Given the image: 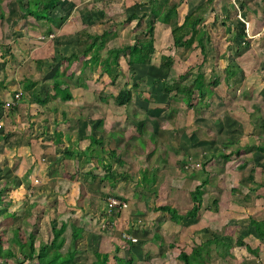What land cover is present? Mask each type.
<instances>
[{"label": "crops", "instance_id": "obj_1", "mask_svg": "<svg viewBox=\"0 0 264 264\" xmlns=\"http://www.w3.org/2000/svg\"><path fill=\"white\" fill-rule=\"evenodd\" d=\"M52 10L55 21L51 24L46 19L25 16L19 0H0V182L9 189L5 204L30 197L40 205L36 207L46 206L48 214H54L52 210L59 205L58 216L68 218L64 221L71 229L70 244L76 227L81 230L82 248L113 253V258L115 254L133 258V264H202L197 258L186 263L180 254L191 255L194 248L215 237L232 248L225 258L214 250L209 264L257 262L243 257L237 239L242 238L251 247L261 246L260 251H264V239L250 225V218H264V152L253 149L264 147V88L253 87L250 81L258 72L264 79V0H62ZM197 19L201 21L193 26ZM68 22L79 25V32L86 31L90 24L91 28L104 29L111 33L112 40L115 38L112 47L145 42L153 24L152 62L136 66L134 75L182 80L193 71L194 78L199 74L205 77L209 57L210 64L220 67L209 69V80H205L221 81L211 87H216L214 90L205 91L206 95H233L232 104L221 105V118L216 117L218 105L212 98L207 106L196 105L187 112L180 108L186 117L180 114L185 119H180L177 127L157 128L155 120L150 127V119L139 118L127 119V129L123 127L125 121L118 119H75L66 112L70 105L58 99L46 104L35 102L28 89L29 80L49 92L58 82L62 87L69 86L73 97L76 95L68 80L74 64L66 75L60 70V77L56 76L59 64L51 70L45 66L51 59L46 57L50 44L47 36H56ZM49 27L53 29L47 33ZM174 30L186 40L194 37L192 47H176ZM164 57H169L172 65L165 66L162 74ZM118 60L122 66L123 61L127 63L123 53ZM170 71L174 73L170 75ZM240 78L243 87L236 89ZM18 90L23 91L18 104L6 106ZM257 91L262 98L256 99L261 101L253 99ZM143 107L150 112L156 110ZM60 113L65 117L60 119ZM225 113L228 120L222 118ZM211 121L216 128L208 129ZM231 122H236L240 130L243 123L249 143L238 144L235 131L226 129ZM221 130L229 132L230 138H220L224 136L218 133ZM125 134L143 138L144 153L138 151L137 155L131 146L126 148ZM93 137L103 144L93 142ZM225 142L228 146L221 148ZM232 154L230 159L224 157ZM108 163L110 171L105 168ZM216 171L222 173L221 183L214 179L216 176L210 177ZM203 180L197 216L176 222L169 212L158 209L166 204L180 212L191 209V192ZM150 183L155 192L145 186ZM225 191H231L229 197L226 193L222 196ZM109 193L125 198L130 206L115 215L114 227L102 230Z\"/></svg>", "mask_w": 264, "mask_h": 264}, {"label": "trees", "instance_id": "obj_2", "mask_svg": "<svg viewBox=\"0 0 264 264\" xmlns=\"http://www.w3.org/2000/svg\"><path fill=\"white\" fill-rule=\"evenodd\" d=\"M19 1L22 4V9L24 11L25 16L32 15L37 20L46 19L52 24V22L55 21V18L51 16L50 12L53 8L58 6L60 1L62 0ZM198 21L201 20H195L193 26L196 25ZM52 29L53 28L49 27L47 33H50ZM146 35H148L149 38L146 39L145 42L138 41L133 46L125 45L120 47L115 46L105 48L106 52L104 57L102 58L101 49L98 48L96 44L99 35L91 34L85 30H81L79 34L77 50L69 55H63V57L59 61L61 63L66 64L65 66H62L58 63L60 65V68L58 65L57 70L58 72L61 70L62 74H65L68 66L76 64V61H82L80 60V58L83 57L82 68H80V70H83L87 66H90L93 69H97L100 65V73L102 75L107 74L112 82H116L117 80L122 79L120 77L124 73L122 64L120 60H118L120 54L123 53L127 59L126 64L129 67V74L127 75L124 73V76H126V81H124L122 89L118 91V93L115 95L118 104L125 106L128 105L133 99L134 89H136L138 92L147 91L148 89L146 86L149 85V87H151L152 84H155L160 81L161 86H159L158 92L161 91L160 93H162L165 91L168 93V96L170 98L178 97L182 92H184L187 98H189L187 100L188 109H193L197 107L194 102V96L198 94V97H204L206 94L205 87L216 86L220 83L221 80L219 78H215L210 82H206L205 79H200L197 80L194 85L180 83L170 84L167 79L163 78L162 76L157 79L144 77L143 75H134L133 71L136 66H148L152 62V57L155 52L153 40V24L151 26V29L146 33ZM183 39H185L183 34L177 36L174 30V44L176 45V47H178L179 45L192 47L194 37L187 40L185 39V41ZM163 61L164 62L161 64V67L163 69L162 74L165 73V66L172 65V61L169 57H164ZM74 72H76V68H74L70 76H73ZM130 84L134 88H131V86H129ZM28 89L30 90L31 99L40 104H46L51 99H60L64 101L73 98V94L69 86L62 87L58 82L53 85V91L49 92L44 87L37 86V81L35 82L33 80H29ZM149 105L150 104H148V106ZM93 142L99 145L103 144V140L96 139L94 137ZM258 149L264 151L263 146H258ZM237 152L239 151L237 150ZM224 157L228 158L229 155ZM105 168L108 171L111 170V166L109 165V163L105 165ZM106 177L108 176L105 175L104 178ZM205 181L206 180H203L199 185L196 186L194 190H192L191 197L193 200V206L191 209L185 212H180L171 204L161 205L158 207V209L169 212L173 220L176 222L184 219L185 217L197 216L202 205L200 189L205 183ZM8 190L9 189L6 184L0 182V216L2 215V207H4L2 205L5 204V198ZM30 208L32 209V211L29 212L28 210V214L24 215L23 217L18 216L15 212L9 213V216L11 218H15L18 221L23 220V222L25 221L30 226L28 236H26V234L24 233L23 225H19L14 229V233L18 238L17 243L19 244V246L23 247L27 244L29 248L27 249V251L22 250V255H19L13 250L11 244H5L4 239L0 233V264H10L9 260L11 259H14L17 264H108L110 258L109 252L101 251L98 249L82 248L80 246V239L82 237V234L81 230L76 227L73 231L72 242L64 251L63 246L66 242V236L64 235V233L68 227V222L64 220H61L59 223H56L55 221H53V219H51L50 224L53 236L50 241H46L45 243L40 244L39 250L37 251V239L40 232L42 214L35 210V214H37V216L34 217L35 219H32V216L35 211L33 210L32 206H30ZM103 215H106V211H104ZM250 225L254 227V231L257 236L263 240L264 218H250ZM237 246L239 247V249H241V251H243L244 258H248L250 256L259 257L260 246L251 247L249 246L248 242L244 241L242 238L237 239ZM231 248L232 245L230 243L224 242L215 237L214 239L210 238L206 240L203 244L194 248L193 253L191 255L182 252L180 254V258L183 259L186 263H189L191 258H197L198 260H201L202 264H209V261H211L212 258L211 253L214 250L219 252L218 255L220 257L225 258L230 255ZM116 249L119 251V247H116ZM114 258L117 264H133L134 261L133 258L125 259L124 257H121L118 254H115Z\"/></svg>", "mask_w": 264, "mask_h": 264}, {"label": "rangeland", "instance_id": "obj_3", "mask_svg": "<svg viewBox=\"0 0 264 264\" xmlns=\"http://www.w3.org/2000/svg\"><path fill=\"white\" fill-rule=\"evenodd\" d=\"M51 14L54 15L53 10H51ZM68 24H70V23L68 22V23H66V25H64V26L62 25L63 27L58 30V33H56V36L54 34H50L49 37L47 36V40L50 39L49 40L50 44L48 43V46H47L46 55H48V56H46V57H51V59H48L46 61L47 64H45V66H47V68L49 70H51L56 64H58V62H59V64H61V62L59 60H61L63 55H69L72 52L77 50L78 39H79V34H80V32L78 31L79 25H76L77 27H74L72 22L70 25H68ZM86 25L87 24H85V26ZM90 25H87L86 31L91 33V34L99 35L98 39L96 41V44H97V47L101 49L102 58H103V56L105 55V52H106L105 48L112 47L114 44L113 40L115 38L112 40L111 35H110L111 33L106 32V31H104V29H100L99 27L91 28ZM70 26H72V29L70 28ZM80 60L83 61V57H81ZM207 60L208 61H207L205 67L207 69L208 74L210 72V71H208L209 69L215 71L214 69L220 67L219 64H210L209 63V60H210L209 57L207 58ZM82 61H78V62L76 61V64H74V67L76 68L77 74H74L73 76H69L70 74H68V76L70 77V79L68 78V80L71 84V88L75 87L76 95H74V97L72 99H69V100L63 101V100L58 99L59 102L68 103L70 105V107H68L66 112L71 117H73V118L76 117L75 119L80 118L82 120H84L87 117H88V119H89V117L94 118V119H96V118H103V119H110V120H117L118 119L120 121H125L124 122L125 125H123V127L124 128L127 127V129L129 126L128 123L130 122V121H126L127 119H132V120L139 119V118L150 119V121H149L150 127L153 126L152 122H153V120H155L156 121L155 123H157V125H158L157 128H159L161 126V128H163V129L170 127V126H172L173 128L177 127L181 123V120L184 121L185 118L182 119L180 114L182 116L186 117L185 113L189 110L187 107V102H188L187 100L189 98H187V96L184 94V92H182L180 94V96L175 97V98H173V97L170 98L168 96V93L165 91L162 93H157V91L159 90V86H161L160 81H158L159 83L157 82L155 84H152L150 89L148 88V86H146L148 89L147 91L138 92L135 89L132 101L126 106L120 105L116 101L115 95L118 93V91H120L122 89L124 81H126V76H124V73L125 74L128 73V70H129L128 65L123 61V64H124L123 66H124L125 71H124L123 75H121V77H120L122 79L117 80L116 82H112L110 77L107 74H103V75L100 74V72H101V70H100L101 66L100 65L98 66L97 69H93L90 66H87L83 70H80V68H82ZM65 64L66 63H62V66H65ZM182 66L184 67V64H182ZM59 67H60V65H59ZM71 67H72V65L67 67V71H66L65 75L67 74L69 69H71ZM178 72H180V70H178ZM142 73H144V72H142ZM173 73L174 72L170 71V75H172ZM56 74H57L56 76L60 77L61 72H56ZM193 74L196 75V73H194L192 71L190 73L189 78L185 77L182 80H180L177 77V79H173V80L168 79L167 81L170 84L180 83V84L194 85L197 80H200V79L202 80V78L208 79L211 73L209 75L207 74V76H205L206 78L204 77V75H201V74H199L200 76L197 75V77L194 78ZM257 74L258 75H255V77L252 80H250L251 85H253V87L258 86V88H260V87L264 88V79L259 78V75L261 73L258 72ZM180 75H178V76H180ZM212 76H214V75H212ZM57 81H58V79H57ZM243 81L244 80L241 78L239 81H237V84L235 85L236 89L243 87V83H244ZM129 86H131V88H134L131 84ZM215 88L212 89L211 87H205V89H206L205 91L208 90L210 92V91L214 90ZM223 91L224 90H222V92ZM159 92H161V91H159ZM196 95H198V94H196ZM145 96L147 98H145ZM231 97H234V96L232 95L229 97L227 94H225V95L222 94V96H221L222 99L220 97H218V98L213 97L212 95L211 96L206 95L205 97L194 96V102L199 107L202 105L207 106L208 105L207 101H209V99L212 100V98L213 99L216 98V100L214 102L212 101V103H217L218 109L216 110V112H217L216 117L221 118L220 113H219V110H221V112L223 110L221 105L232 104ZM259 97H261V94H259L258 91L253 94V99H255L256 101H261V100H259L260 99ZM256 98H259V99H256ZM218 100H220V101H218ZM240 102L241 101H239V103ZM143 104H145V105H143ZM148 104H150L149 106L151 107V109L156 108V110H154V112L147 111L146 110L147 108L146 107L144 108L143 106H148ZM259 104H261V103H259ZM211 106L212 105H210L209 107H211ZM180 108H185L186 112L184 113V109H180ZM60 109H62V107H60ZM200 112L203 113L202 110ZM259 113H261V112H259ZM227 114H228V112H227ZM69 115H67L66 117H68ZM63 117H65V116H63L60 113V119H62ZM222 118H224V120H228L226 113H225V115H223ZM240 119H242V117ZM233 123L234 122H231V124H233ZM231 124L229 126H227L226 129H229V130L233 129L236 133L235 134L236 138H238L237 139L238 144L246 145L247 144L246 142H248L246 140H248V137H249V134L247 131L248 129H246V127H242L243 123H241V128H242L241 130H240V126H238V125L236 126V122L234 123L235 127H233ZM194 125H196V124H194ZM209 126L210 127L208 129H213V128L217 127L215 124H213L212 121L209 124ZM217 130H218V128H217ZM174 131H176V130H174ZM222 132H223L224 136L220 135L221 136L220 138H225V137L230 138L229 135H231V134L229 132H225L222 130L218 131L219 134ZM218 133H217V135H218ZM177 135H178V137H180V133H178ZM125 136H126L125 137L126 148L131 146V148H133V150L135 152H137V155L139 154L140 151H143V153H144V151L146 150V144H145V141L143 138H138L133 134L132 135L125 134ZM231 140L232 139H230V141ZM220 141H222V140L220 139ZM152 143L154 144V140ZM176 143H174V144H176ZM225 145L228 146V142L223 143L221 148H225ZM231 145L233 147L232 143H231ZM215 147L216 146H213V148H215ZM244 148H245V150H248L246 148V146H244ZM216 149H219V148H216ZM253 149L260 151L259 149H257L256 146H254ZM261 152H264V151H261ZM245 153L247 154L248 152H245ZM233 155L234 154L229 155V157L227 159H230ZM190 167H192V166L190 165ZM208 168H210L211 170H214L213 166H209ZM221 174L219 175L218 171H216L214 174L210 175V177L213 179V177L216 176L217 179L216 178H214V179L217 180V182L221 183L220 182V178L222 177ZM146 180H148V177H146ZM242 183L243 182L240 183L241 188H243ZM145 186L148 187L149 189L152 187L151 183L147 184ZM151 191L155 192V188H151ZM230 193H231V191H228V192L225 191L222 193V196L225 194V196L229 197ZM150 196H151V193H150ZM222 196H221V198H222ZM2 206H4V207H2V215L0 216V231H1L0 233L4 239L5 244H8V243L11 244V246L13 247V250L16 253H18L19 255H22L21 254L22 250L27 251L29 246L27 244L24 245L23 247L19 246V244L17 243L18 238L14 233V229H15V227H17L19 225H21V226L23 225L24 233L26 234V236H28L30 226L25 221L23 222V220L18 221L15 218H11L9 216V211L15 212L18 216L23 217L24 215L28 214L27 213L28 210H29V212L32 211V209L30 208V206H32L34 211L35 210L37 211V209H38L39 210L38 212L39 213L41 212L42 218H41L40 232H39L38 239H37V242H38L37 243V251L39 250L40 244H43L46 241H50L52 236H53V233L51 230V224H50L51 219H53V221H55L56 223H59L61 220H65V218H67V216H65V215L62 217L58 216L59 211L57 209L62 208V207H59V205H58L57 209L52 210V211H54V214H50V213L48 214L47 211H45L46 206H44V208L43 207H36V206H40V205H37L35 200H33L31 202L30 197H27V199H23L20 202L17 201L14 204H7V205L3 204ZM34 207H35V209H34ZM36 211L34 212L32 219H35L34 217L37 216V214H35ZM102 223H103V221H102ZM116 223H117V221H116ZM64 235L66 236V242H65V245L63 246V250L65 251L68 248V246L70 245V239H71V229L69 228V226L67 227ZM260 248L262 249L263 247L260 246ZM263 252L264 251L259 252V257L250 256L254 259H258L257 262L253 261L254 263H251V264H260V263L264 264V255H261V253H263ZM9 262H10V264H17V262L14 259L9 260ZM108 264H116V261L113 258V253H110V258H109Z\"/></svg>", "mask_w": 264, "mask_h": 264}, {"label": "built area", "instance_id": "obj_4", "mask_svg": "<svg viewBox=\"0 0 264 264\" xmlns=\"http://www.w3.org/2000/svg\"><path fill=\"white\" fill-rule=\"evenodd\" d=\"M44 38V36H42ZM23 96V91L18 90L14 93L13 98L6 102V106L11 107L14 105H17L19 100ZM3 123H0V127ZM36 184L40 182L39 178H36L34 180ZM130 206L129 201L125 198H122L120 196H117L113 193H109L106 195L105 199V211L107 218L103 220V223H101V227L103 229H111L116 225L115 215L125 211ZM127 237L131 238L132 240H137L135 237H132L130 235H126Z\"/></svg>", "mask_w": 264, "mask_h": 264}, {"label": "clouds", "instance_id": "obj_5", "mask_svg": "<svg viewBox=\"0 0 264 264\" xmlns=\"http://www.w3.org/2000/svg\"><path fill=\"white\" fill-rule=\"evenodd\" d=\"M48 36H50V34Z\"/></svg>", "mask_w": 264, "mask_h": 264}]
</instances>
